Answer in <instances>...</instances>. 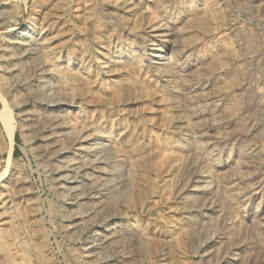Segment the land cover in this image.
<instances>
[{"label":"rangeland","instance_id":"374dc122","mask_svg":"<svg viewBox=\"0 0 264 264\" xmlns=\"http://www.w3.org/2000/svg\"><path fill=\"white\" fill-rule=\"evenodd\" d=\"M0 2V264H90L93 230L63 218L54 171L93 147L123 188L81 225L117 216L134 264H264V0ZM21 33L56 109L39 103L42 88L12 82L14 63L34 66L11 56ZM28 110L58 114V147L73 153L38 156ZM76 179L97 185L90 172Z\"/></svg>","mask_w":264,"mask_h":264},{"label":"bare ground","instance_id":"6f19581e","mask_svg":"<svg viewBox=\"0 0 264 264\" xmlns=\"http://www.w3.org/2000/svg\"><path fill=\"white\" fill-rule=\"evenodd\" d=\"M3 6L4 4L0 2V8ZM5 20L0 21L1 34H5V33L8 34L7 32L9 31L6 25L7 21ZM28 37H29L28 34L21 33L20 36L14 37L13 39H8L9 40L8 45L11 46V52H12L11 56L13 57V59L19 61L21 64L26 66L30 63L34 65L31 71L26 73L24 71L23 66H18L14 63L15 66H13L10 69V74H11L10 76L12 77V82L14 85L21 84L25 86L26 88H28V90L31 93L38 92L39 89L42 88L43 91L41 92L40 96L45 98H41L39 100L40 101L39 103L42 105L47 104L51 110L53 109V107L56 109L58 106H60L61 100H59V98L57 97H54V99L47 98L50 92L48 88L44 87L41 84L43 82L44 72L42 71V68L35 62L36 54H37L35 43L33 44ZM45 47L48 50V53L46 54L52 55V51L50 50V48L47 45ZM28 111H24L23 113L24 121L25 123L27 122L28 125L27 128L32 122H34L36 126L38 125L37 129L34 130L31 139H29V144L35 149L38 156L42 158H46L48 160L53 159L55 162L60 160L61 162V158H63L65 154L73 153L70 151L72 149V147H70L71 145L63 149L58 147L59 138L63 136V133L66 129L65 123L61 120L58 114H52L51 116L42 117L41 115L37 116L36 114L38 113L35 114ZM0 113L1 116L4 118L6 114L5 111L3 110ZM6 123L9 124L8 122ZM5 129H6V125H5ZM11 130H13L12 127L10 128L9 135ZM84 140H86L85 137H81V138L79 137L76 140V142L84 141ZM11 152L12 150L10 148L8 150V157L11 156ZM77 157L78 160H75L68 164L63 163L61 166L57 167V169L54 171V174L57 181V188L60 189L57 191H60V193H62L63 196V199H61V201L62 200L65 201V204L68 206V210H69L65 215L66 217L63 216V218H65V221L68 222V224L73 229V231H84V229L90 231L93 230L92 234L87 240L86 243L87 245L85 247L83 256L86 258V261H88L90 264H134L135 262L132 261L131 242L127 241L128 236H126L125 233L124 234L120 232L118 233L119 229H117L116 225L109 224V222L112 219L116 218L117 216L115 217V215H109L108 217L104 218V220H100V223L106 225L99 229H96V227L98 226V221L96 220H92L87 224L85 223V225L82 226L83 219H90L92 216H94V214L96 215V213L98 212V209L95 207V205H93L95 204V200L110 195L111 197H113L115 191L117 193V191H120V188L123 187L120 179L119 180L113 179V175H117V173L114 174L112 170L102 169L103 167H101V165L103 163H109V161L107 159V155L105 154V152L101 151L100 147H93L88 149L87 158H89V160L87 161V163H83L81 162V159H79L80 157H82V154L81 155L77 154ZM76 171L86 172V173L90 172L91 175H93L94 179L95 178L97 179V185L94 188L90 187L91 189L89 191H85L86 189L84 190L85 192L82 190L80 191L78 187L79 185L77 186L78 180L76 179ZM130 175H132V172ZM129 180L131 179L129 178ZM138 184L140 185V183ZM1 196H3V188L0 186V198H2ZM99 201L100 200H98L97 202ZM84 205L85 207L87 206L85 210L84 209L83 211L79 210V212L75 214L72 213V210L74 208H79ZM84 222H86V220ZM116 242H119L116 244L118 245L117 247H119V249L115 246L118 249L115 251V247L113 248L112 246ZM110 250L111 252H109Z\"/></svg>","mask_w":264,"mask_h":264}]
</instances>
